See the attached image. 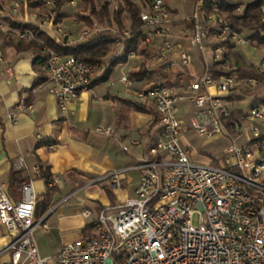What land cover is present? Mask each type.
<instances>
[{"label":"built area","instance_id":"built-area-1","mask_svg":"<svg viewBox=\"0 0 264 264\" xmlns=\"http://www.w3.org/2000/svg\"><path fill=\"white\" fill-rule=\"evenodd\" d=\"M44 6L53 7V1L44 0ZM141 20L146 36L140 50L148 56L128 58L145 61L144 69L154 73L157 83L135 89L138 82L129 74H122L119 82L126 90L134 89L137 102L151 106L157 118L156 137L134 166L104 173L92 182L120 189L126 174L136 170L139 181L133 196L100 209L94 234L67 242L57 254L43 257L33 233L48 229L47 218L56 208L74 200L84 219L91 216L80 190L68 193L35 219L38 195L32 179L22 185L18 201L0 186V223L10 238L0 250V264H264V96L255 91L264 83V60L255 65L262 79L212 77L215 65L235 69L234 61L225 59V46H212L214 39L229 38L232 50L250 44L244 33L229 32L216 0H194L183 19L193 23L192 29L173 25L177 20L165 0H147ZM52 27L57 39L59 34L67 35ZM89 33L90 29L82 31V35ZM17 37L27 40L30 33H17ZM194 55L202 63V72L180 91L172 84L158 83L160 72L175 74L177 67L190 68ZM104 70L105 66L51 54L44 71L59 111L67 113L68 105L91 91ZM247 91L253 93L248 112L232 116L226 97ZM183 103L194 109L187 119L179 116ZM23 108L22 103L16 105L11 118L16 119ZM189 129L207 141L227 140L223 155L209 164L192 159L181 141ZM94 131L115 135L108 126ZM16 167L26 169L23 159ZM33 173L38 175L40 168L34 167ZM48 186L62 189V180L53 175Z\"/></svg>","mask_w":264,"mask_h":264},{"label":"crops","instance_id":"crops-1","mask_svg":"<svg viewBox=\"0 0 264 264\" xmlns=\"http://www.w3.org/2000/svg\"><path fill=\"white\" fill-rule=\"evenodd\" d=\"M193 3L194 0H170L168 6L174 19L179 21L184 19L180 17V7L184 9L183 15L187 17L192 11ZM3 11L0 12V16L3 15L0 19V29L5 32L8 30V26L3 18L9 17ZM7 39V36L0 38V186L13 200L9 190L11 172L23 171L26 178L33 180L35 187V185L40 186V181L45 180L37 177L33 173V168L48 166L52 176H59L63 184V188L55 196V203L68 193L79 189L78 195L85 200V206L91 210V214L94 213L93 221H95L99 206L102 209L132 197L138 183L128 187L131 182L128 173L137 172L136 170H131L126 174L120 189L112 190L106 182L92 183L104 173L135 165L125 168L116 167L119 161L123 162L124 157H120L118 153H112L111 146L114 140L124 143L127 139L138 134L139 128L147 129L144 132L145 139L148 138L146 147L142 150L137 148L138 151H135L140 160L145 155L149 144L156 137L157 127H151L155 115L153 111L151 114H147L129 110L126 104L121 102V100H132V97L126 94V89L118 85L116 80L112 79L114 73L105 83L94 84L91 91L83 93L76 101L69 104L67 113H61L51 94L52 85L46 74V80L36 84L38 73L33 67V59L36 54L16 51L13 46L7 44ZM197 61L199 66L195 70L192 68L193 66L175 69L176 77L173 78L171 84L178 91L201 74L202 63L199 59ZM123 69L121 66L115 71ZM142 85V83H137L133 88H141ZM262 90L264 87L258 92ZM19 103L24 104V108L18 112L16 119H12L11 114ZM238 103L239 101L227 102V107L234 114L244 112L236 106ZM145 105L151 108L150 105ZM182 105L186 106L184 110L190 108L185 103ZM146 123L148 124L145 125ZM98 126L112 127L115 130L114 139L110 141L102 135L103 140H100L97 133L94 132ZM70 127L85 133L86 137L82 138L73 133L69 129ZM140 143L141 139L137 145ZM52 145L53 148H51ZM126 156L130 157V154L126 152ZM18 159H23L26 169L16 167ZM44 184V191L37 195L45 193L47 185L45 182ZM96 184L99 185L95 188ZM104 186L111 189L114 196L113 202L109 201L103 189ZM87 189H91L89 196H82L81 193ZM95 192L101 193V199L91 196ZM56 212H58L57 219L59 221L69 218L85 220L81 216V206L74 200L63 203L51 214ZM88 224L89 222L82 225L78 237L63 242L56 251L67 242L94 234V229L84 230ZM9 241L10 238L5 227L0 223V250Z\"/></svg>","mask_w":264,"mask_h":264},{"label":"trees","instance_id":"trees-1","mask_svg":"<svg viewBox=\"0 0 264 264\" xmlns=\"http://www.w3.org/2000/svg\"><path fill=\"white\" fill-rule=\"evenodd\" d=\"M53 7L47 8L44 6V0H0V12L3 11L8 3L17 2L22 9H37L39 16L47 14L53 17V25L61 24L67 17L62 12L63 0H52ZM147 0H141L138 4L134 0H117L116 7L110 13V0H79V5L75 8L73 17L84 27L92 28L94 21L105 29L96 31L85 40L75 43L71 42L68 37L64 36L56 38V36L42 28L38 23H24L12 18H3V21L8 26L7 31H1L0 38L8 36L7 44L13 46L18 52H33L36 54L33 59V67L38 73V81L40 84L46 80L44 65L51 54H58L62 57H74L79 61L105 66L104 72L91 84V87L96 83H105L115 69L122 64H126L130 54H135L138 57H147L148 52L140 50V44L145 39V26L141 20L142 7L146 5ZM170 0H165L168 4ZM219 14L229 27V32L244 33L250 39V44L257 49H264V0H248L243 3L241 0H216ZM208 8V6H207ZM185 24L188 29H192L193 23L186 20H179L173 23L174 26ZM29 32L30 38L27 40L17 37V33ZM127 32L128 35H125ZM214 31H211V35ZM230 39L223 38L221 40L214 39L212 46L223 45L227 53L226 60H233L235 69H223L221 65L212 67V77L216 78L219 75L235 76L237 78H247L255 76L262 79L258 74L254 64H248L240 52L232 50L230 47ZM120 47L118 51L117 47ZM114 54L112 60L107 58ZM145 61L139 60V69L129 74V77L143 85L157 83L154 80V73L144 69ZM160 84H171L176 75L172 73L160 72ZM264 87V83L257 86L256 92ZM253 93L247 91L244 95H232L226 97L228 103L243 101L245 96H251ZM125 103L129 110L140 113L151 114L152 109L144 103L132 100H121ZM264 102V98L262 99ZM234 113H232V116ZM157 125V118L152 119L151 127ZM73 133L78 134L82 138L86 134L75 129L69 128ZM150 145V144H149ZM147 152V151H146ZM213 164L216 161L212 162ZM45 180L47 185L44 194L38 195L35 205V219H39L45 215L55 204V196L60 189L51 188L48 183L52 177L50 167L41 166L40 173L36 175ZM29 179L23 174V171H13L9 176V190L12 193L14 201L19 200L21 187ZM109 201H114V196L108 186L103 187ZM101 207H98V212ZM97 210V209H96ZM96 221H92L85 226L84 230L94 229Z\"/></svg>","mask_w":264,"mask_h":264},{"label":"rangeland","instance_id":"rangeland-1","mask_svg":"<svg viewBox=\"0 0 264 264\" xmlns=\"http://www.w3.org/2000/svg\"><path fill=\"white\" fill-rule=\"evenodd\" d=\"M71 0H63V8L62 12L67 15V17L64 19V21L61 24L54 25L58 26L64 33H66V37L71 42H81L82 40H85L86 37L90 36L91 34L95 33L94 27H96L97 31H100L103 28L100 26L97 21H94L93 27H84L80 22L76 20L75 17H73V13L75 11V8L79 5V0H73V4L70 3ZM243 3H245L248 0H241ZM117 0H110V13H112V10L116 7ZM52 8V7H51ZM15 9V10H13ZM180 17L184 18L186 15H183L184 9L180 7ZM39 10L37 9H28L24 8L21 11V8L19 4L16 2H10L4 9L3 13L6 14L9 18L15 19L17 21H21L24 23H38L42 28L50 31L55 30L56 27L53 26V15L49 16L47 14H44L42 16H39ZM3 15L0 16V19H2ZM183 20V19H180ZM178 21V20H177ZM183 24L177 25V29H179ZM184 27L186 25L184 24ZM54 28V29H52ZM85 29H90L91 33L87 35H82V31ZM51 32V31H50ZM58 38L63 37L62 35H57ZM119 46L117 47V50H119ZM235 51L240 52L243 59L248 64H258L261 62V60H264V49H257L251 44H248L246 46H238ZM114 57V54L109 56L107 59L112 60ZM197 59L198 57L196 55L193 56V63L191 67L195 70L197 66ZM123 66V70H116L113 74V80L118 83L123 89H125L119 82V78L122 74H130L134 72L139 67V59L133 58L129 59V62L126 64L119 65L117 67L121 68ZM137 84V83H136ZM134 89L125 90L126 94L132 97V101H136L134 96ZM258 95L264 96V90L258 92ZM252 103V97L251 96H245V100L240 101L236 106H238L240 109H242L244 112H248L250 106ZM183 107V108H182ZM186 106L181 105L180 106V112L179 116L183 117L184 119H187L189 116L192 115L194 109L192 106H189L190 108L187 110H184ZM184 113V114H183ZM187 122V121H186ZM146 123L145 125H147ZM147 130V129H146ZM146 130H142V128H139L138 134L135 136H132L131 138L124 141V143H121L120 141L117 142L114 140V143L112 144V153H118L120 157H124L123 162L119 161V163L116 164L117 168H125L130 165H134L139 161V156H136L135 151H138L139 148L142 150L146 147V144L148 142V138L144 137V132ZM95 132V131H94ZM264 132V129H263ZM154 134V132H153ZM98 135L100 140H103L102 137L113 140V137H105L100 134ZM102 136V137H101ZM141 139V143L139 145H134L133 142ZM182 143L187 146L191 151V157L192 159L203 163V164H209L212 160V158H219L223 155V147L228 144L227 140L220 139L217 141H207L203 137H199L194 130L189 129L187 133L182 134L181 136ZM138 148V150H137ZM126 152L130 154V157L126 156ZM129 178H131V182L128 184V187H131L134 183H137L139 181V174L137 172H129L128 173ZM45 181H40V186L35 185L36 193L40 194L45 189ZM86 182V181H84ZM99 184L94 185V187H98ZM91 189H87L84 192L81 193L82 196H89ZM128 191H131V188L128 189ZM93 198L101 199V193L95 192L94 194H91ZM89 201V199H87ZM95 217L94 213L91 214L88 218L81 221L78 220V218H69L65 221H59L58 218V212L53 213L50 215V217L47 220L48 229H36L33 233V239L39 248L40 254L42 256H51L55 255L59 252L56 251L58 246L61 245L63 242L72 240L79 236V229L82 227V225L87 224L88 222H92L93 218Z\"/></svg>","mask_w":264,"mask_h":264}]
</instances>
